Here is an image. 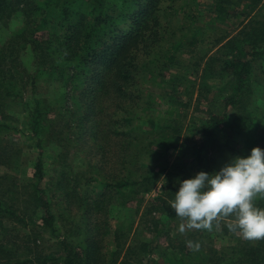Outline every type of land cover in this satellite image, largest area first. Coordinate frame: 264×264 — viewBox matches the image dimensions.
<instances>
[{"label": "trees", "instance_id": "1", "mask_svg": "<svg viewBox=\"0 0 264 264\" xmlns=\"http://www.w3.org/2000/svg\"><path fill=\"white\" fill-rule=\"evenodd\" d=\"M243 1L249 11L261 5L258 8L260 19L245 14L247 21L238 33L212 39V46L216 48L205 61V71L212 70V78L223 77L214 92L218 93L215 95L218 105L199 115H195L196 107L189 114L192 122L184 131L182 120L156 113L158 106L176 104L173 103L174 92L166 91L163 94L165 101L153 98L156 103H161L154 109L150 107L155 102L147 100L149 106L143 108L141 116L131 114L134 119L146 120L150 125L141 134L133 127L134 119L130 114L119 115L115 107L110 110L103 104L118 102L115 105L121 109L127 88L136 77L134 59L137 50L143 51L159 41V13L163 0H0V23L13 16L21 22L9 34L12 39L0 46V168H4L0 171V222L11 226L9 235L0 240V264H99L100 250L108 233L106 222L102 220L103 227L92 236L83 232L84 237L74 242L67 239L71 236L67 233L61 237L58 231L66 226L58 224L59 213L55 212L49 191L55 193L41 183L45 143L55 141L61 148H67L77 122L83 124L81 132L84 122L99 128L98 135H91L93 139L103 141V151L111 153L109 159L116 155L115 162L122 159L124 162L119 161L120 174L114 175H119L117 178L100 177L103 173L98 169L93 176L85 177V182L77 176L71 178L63 167L56 179L57 192L64 199L72 194L82 198L81 214L91 220L101 216L114 193L125 195L128 190L137 188L147 192L163 178V193L155 198L165 217L154 224L151 240H157L165 233V222L173 216L171 209H166L170 202L165 194L174 197L181 180L204 171L207 157L221 142L220 136H224L227 129L228 135L229 130L234 129L253 133L260 120L261 108L253 100L252 84L257 82L264 87V0H212V20H230L236 16V8ZM21 43L30 45L33 52L34 73L28 76L32 88L28 98L23 96L26 77L21 79V73L13 70L17 66ZM38 73H45L49 81L61 80L73 92L58 109L52 100L38 95ZM8 98L20 107V128L5 122ZM126 111L129 112V108ZM180 113L184 114L182 119L187 118L186 109H181ZM21 134L27 135L29 146L39 151L30 166L32 175L28 179H22L19 173L22 152L15 136ZM142 135L151 142L145 145L144 155H137L133 160L134 173L125 175L127 155L131 154L130 159L134 157L130 148H137ZM254 138L250 149L256 146L264 149V131H257ZM254 203L264 208V198L257 197ZM228 224L223 225L217 219L213 228ZM39 227L57 239V251L46 253L39 247L32 234ZM178 237L179 244L186 235ZM208 238L210 236L203 234L201 243L205 244ZM149 241L140 243L138 254L134 247L125 250L117 264L183 262V246L178 247L179 255L173 254L172 258L162 255L163 263L159 259L161 256H152L157 247H151ZM235 248L237 251L230 257L212 252L214 254L207 258L203 252H198L194 264H211L208 260H212V264H264V239L244 240ZM118 255L119 252H112V259Z\"/></svg>", "mask_w": 264, "mask_h": 264}, {"label": "rangeland", "instance_id": "2", "mask_svg": "<svg viewBox=\"0 0 264 264\" xmlns=\"http://www.w3.org/2000/svg\"><path fill=\"white\" fill-rule=\"evenodd\" d=\"M260 6L259 4L249 11L245 7V1H243L236 8V16L230 20L221 21L212 20V0H163L159 13V41L157 40L158 42L146 47L143 51L137 50L134 59L137 65L135 70L136 77L127 88L125 101L122 102L121 109H118L115 105L118 102L114 105H107L109 102H105L103 104L104 107L110 110H114L115 107L119 115L132 114L139 117L144 112L143 108L149 106L147 100L155 102L150 107V109H154L158 104H161L156 103L154 99L158 100L160 98V100H164L163 94L166 91H172L171 93L174 92L173 95L175 96L173 103L176 104L172 105L170 102L171 105L169 107L168 104L158 106L156 110L159 111L156 113L159 116L165 114L166 117L182 120L184 123L183 130L187 131L186 126H190L189 124L192 122L189 119V114L195 111L196 107H198V111H195V115H199L210 109L212 110L213 106L216 107L218 105L215 97L218 93L214 94V92L223 82V77L216 75L215 78H212V70L205 71V61L216 48L212 46V39L219 38L218 36L224 34L232 36L238 33L245 26L247 18L250 16L260 19L258 12ZM245 14L248 17H245ZM20 24V20L15 16L0 23V46L12 39L9 34L18 28ZM172 45L174 48H172ZM17 56V66L13 70L21 73V79L26 77L27 83L24 87L23 96L28 98L32 91L31 79L28 76L34 73L33 52L30 45L21 43ZM39 74H37L38 95L52 100L58 109L65 101H68V97L73 92L65 87L61 80L49 81L45 73ZM207 75L211 77H207ZM205 82L206 84L209 83L210 86L204 85ZM252 90L253 100L261 108L260 120L255 127V131L252 133L245 129H234L233 131L229 130L228 135L227 129L225 131L227 133L224 136H220L221 142L207 157V163L203 167L205 172L218 171L233 157L239 156L243 152L248 153L251 150L250 144L255 139L254 135H256V132L264 131V87L256 82L252 84ZM125 105H128V107ZM171 106L173 107L171 108ZM128 108L130 113L126 111ZM181 109H186L185 115L188 114L187 118L182 119L184 114L180 113ZM5 110L4 119L6 124L20 128L22 122L20 107L12 99L8 98L5 103ZM166 112H172L175 115L167 114ZM194 118L195 120L197 119L196 116ZM84 123L82 132V123L77 122L74 125V133L70 137L67 148H61L55 144V141L48 144L45 143L42 151L44 179L41 183L48 191L50 189L55 193L52 194L49 191L51 200L56 206L55 212L57 213L58 211L59 213L58 224L62 226L63 223L66 226L62 230L60 229L58 234L62 237L67 233L71 235L67 239L74 242L84 237L83 232H87L88 236L95 234L99 228L103 227L102 220H104L106 225H108V233L105 236L103 248L100 250L101 260L99 264H117L123 257L125 250L131 247H134L137 250L135 254H138V249H141L140 243H148L151 240L154 224H157L159 218L165 217V213L161 211L160 204L155 198L163 193L161 188L163 178L160 177L161 179L156 181L151 190L147 192L137 188L128 190L125 195L114 193L111 196V200L106 202L99 217L100 219L93 217L91 220H87L86 216L81 214L84 206L82 198L78 199L75 194H72L69 198L64 199L62 194L59 191L57 192L55 184L56 179L59 177V171L65 167L71 178L77 176V178L79 177L85 182V177L93 176V172H97L99 169L103 173L100 177L114 179L119 176H114L115 174H120L119 161L124 162V160L115 162L116 155H112L109 159L108 157L111 156V153L105 154L103 141L98 142L92 137L94 133L98 135L97 130L99 128L93 127L91 123ZM149 126L146 120L134 119L133 127L141 134ZM226 134L228 137H226ZM26 136L25 134L15 136L19 141L22 152L19 171L22 179L31 177L32 169L30 166L39 152L29 146L30 142ZM73 139L74 141H72ZM257 139L259 140V137ZM149 142L151 141L149 139L145 140L142 135L137 148H135L136 146L130 148L134 157L130 159L131 154L127 155L125 166L128 170L123 171L125 175H131L133 160L136 159L137 155H144L145 145ZM107 158L109 160L103 164L104 159ZM137 161L142 160L137 159ZM3 170L4 168L1 167L0 171ZM69 186L70 188L73 186L71 182ZM56 197H59L58 201H56ZM165 197L171 204L174 197H169L166 194ZM166 209L170 210L171 207L168 206ZM171 211L173 216L165 222V233L157 240L149 241L151 247H157L153 251L151 250L153 252L152 256L155 258L161 256L159 259L163 263L164 257L162 255L172 258L174 257L173 254L179 255L181 253L178 250L179 246H183L184 251L181 253L183 262L178 263L175 261L176 264H194L196 253L198 252H203V256L207 258L214 253H218L221 256L224 253L225 256L230 257L232 253L237 251L235 246L245 240L238 231H230L227 226L214 227L215 229L212 228L211 231L191 228L186 220L178 217L174 210L171 209ZM218 220L223 225L234 222L233 218L229 217H219ZM37 222L39 223V221ZM2 227H4L3 230ZM181 227L184 228L183 232L180 231ZM10 228V224L0 222V240H2V237L9 235ZM5 229L9 231H5ZM116 229H118V232H116ZM32 234L33 238L36 236L37 243L44 252L58 250L57 239L47 230L39 227ZM203 234L210 236L205 244L201 243ZM179 235H186V237L178 244L177 242H180L178 241ZM195 245H199L198 249ZM112 252H119L118 257H115L116 259H112ZM208 262L212 264V260H208Z\"/></svg>", "mask_w": 264, "mask_h": 264}, {"label": "clouds", "instance_id": "3", "mask_svg": "<svg viewBox=\"0 0 264 264\" xmlns=\"http://www.w3.org/2000/svg\"><path fill=\"white\" fill-rule=\"evenodd\" d=\"M257 197L264 198V149L258 146L246 156L233 157L218 171H199L181 180L170 207L191 228L211 231L219 217H232L230 231H238L245 240H260L264 208L255 205Z\"/></svg>", "mask_w": 264, "mask_h": 264}]
</instances>
